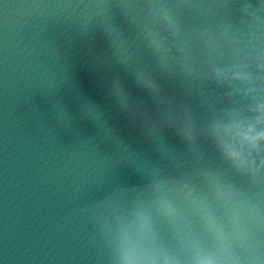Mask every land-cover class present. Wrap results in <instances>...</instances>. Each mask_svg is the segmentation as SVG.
<instances>
[{"label": "clouds", "instance_id": "9594fccd", "mask_svg": "<svg viewBox=\"0 0 264 264\" xmlns=\"http://www.w3.org/2000/svg\"><path fill=\"white\" fill-rule=\"evenodd\" d=\"M149 36L150 45L161 50L159 39L151 34ZM229 72L232 80L247 86L248 92L255 96L264 90V50L257 53L254 71L250 64L240 62L233 65L228 72L217 71V78H227ZM137 80L154 98L162 102L161 89L150 77L147 83L142 79ZM250 112L251 116L233 114L227 120L215 123L209 136L219 154L236 172L254 178L264 172V101L256 102ZM163 115L161 111V120ZM185 136L190 138L191 133L185 132ZM160 204L165 213H172V205L165 197L161 196ZM202 211L204 217L214 224L212 213L206 207ZM152 234V224L142 211L136 213L131 223L122 224L117 237L119 264H175L166 253L157 254L151 248L141 246V242ZM217 236L223 240L222 233L217 232ZM196 264H213V260L207 255L198 254Z\"/></svg>", "mask_w": 264, "mask_h": 264}]
</instances>
